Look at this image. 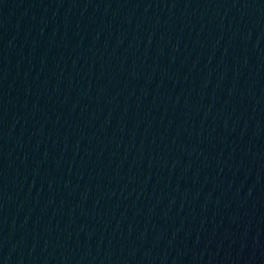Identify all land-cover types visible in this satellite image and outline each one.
I'll return each mask as SVG.
<instances>
[{
    "label": "water",
    "instance_id": "95a60500",
    "mask_svg": "<svg viewBox=\"0 0 264 264\" xmlns=\"http://www.w3.org/2000/svg\"><path fill=\"white\" fill-rule=\"evenodd\" d=\"M0 264H264V0H0Z\"/></svg>",
    "mask_w": 264,
    "mask_h": 264
}]
</instances>
